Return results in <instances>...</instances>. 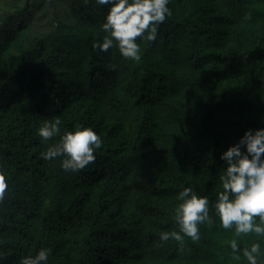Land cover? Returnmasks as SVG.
<instances>
[{
  "label": "trees",
  "instance_id": "trees-1",
  "mask_svg": "<svg viewBox=\"0 0 264 264\" xmlns=\"http://www.w3.org/2000/svg\"><path fill=\"white\" fill-rule=\"evenodd\" d=\"M110 7V6H109ZM155 41L137 38L140 62L93 44L108 7L95 0H0V255L19 264L39 247L48 264H247L218 218L186 248L174 230L186 185L215 201L227 165L220 153L264 127V0H170ZM252 20L242 22L245 13ZM81 124L102 138L96 161L65 172L40 154L44 119ZM259 222V217H256Z\"/></svg>",
  "mask_w": 264,
  "mask_h": 264
},
{
  "label": "clouds",
  "instance_id": "clouds-1",
  "mask_svg": "<svg viewBox=\"0 0 264 264\" xmlns=\"http://www.w3.org/2000/svg\"><path fill=\"white\" fill-rule=\"evenodd\" d=\"M95 2L108 7V11L100 26L106 34L94 42V50L108 53L115 42L119 54L133 62L141 61L137 38L155 41L160 25L172 15L170 0ZM251 20V12L242 17V22ZM38 136L41 142L60 137L58 143L41 152L40 156L45 161L62 158L61 167L65 172L77 173L95 163V153L103 146L101 136L91 126L81 124L62 133L59 116L44 119L38 128ZM219 159L227 165L219 177L223 191L212 201L207 195L194 191L191 185L184 186L177 194L175 229L161 231L159 245L174 240L178 243V251L183 252L185 238L200 240L201 225L213 223V216L218 218L221 228L234 229L237 237L250 233L264 236V127L247 129L238 142L220 153ZM8 190L6 165L0 163V204L5 201ZM230 249V257L234 260L243 257L247 264H264V251L259 241L242 247L237 239H232ZM51 255L50 247L41 246L34 256H23L19 264H48ZM3 260L0 255V264Z\"/></svg>",
  "mask_w": 264,
  "mask_h": 264
}]
</instances>
